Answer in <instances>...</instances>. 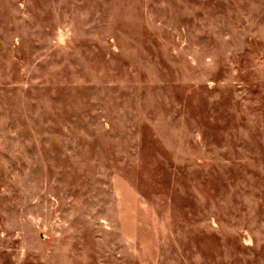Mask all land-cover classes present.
Wrapping results in <instances>:
<instances>
[{
  "label": "rangeland",
  "instance_id": "obj_1",
  "mask_svg": "<svg viewBox=\"0 0 264 264\" xmlns=\"http://www.w3.org/2000/svg\"><path fill=\"white\" fill-rule=\"evenodd\" d=\"M0 264H264V0H0Z\"/></svg>",
  "mask_w": 264,
  "mask_h": 264
}]
</instances>
